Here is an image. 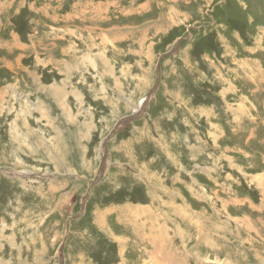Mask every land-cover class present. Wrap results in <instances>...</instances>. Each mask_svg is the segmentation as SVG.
Segmentation results:
<instances>
[{"label":"rangeland","instance_id":"1","mask_svg":"<svg viewBox=\"0 0 264 264\" xmlns=\"http://www.w3.org/2000/svg\"><path fill=\"white\" fill-rule=\"evenodd\" d=\"M0 264H264V0H0Z\"/></svg>","mask_w":264,"mask_h":264},{"label":"bare ground","instance_id":"2","mask_svg":"<svg viewBox=\"0 0 264 264\" xmlns=\"http://www.w3.org/2000/svg\"><path fill=\"white\" fill-rule=\"evenodd\" d=\"M102 171H103V167H102Z\"/></svg>","mask_w":264,"mask_h":264}]
</instances>
